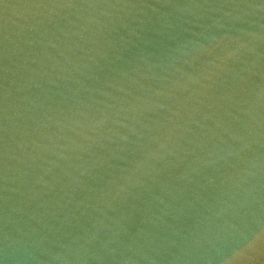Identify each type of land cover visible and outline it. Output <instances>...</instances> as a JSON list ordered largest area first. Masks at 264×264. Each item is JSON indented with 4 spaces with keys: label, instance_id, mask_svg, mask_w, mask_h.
<instances>
[{
    "label": "water",
    "instance_id": "water-1",
    "mask_svg": "<svg viewBox=\"0 0 264 264\" xmlns=\"http://www.w3.org/2000/svg\"><path fill=\"white\" fill-rule=\"evenodd\" d=\"M0 264H264V0H0Z\"/></svg>",
    "mask_w": 264,
    "mask_h": 264
}]
</instances>
